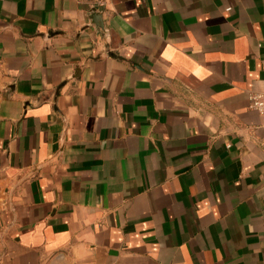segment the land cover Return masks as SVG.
Listing matches in <instances>:
<instances>
[{
  "label": "crops",
  "instance_id": "0c3cea01",
  "mask_svg": "<svg viewBox=\"0 0 264 264\" xmlns=\"http://www.w3.org/2000/svg\"><path fill=\"white\" fill-rule=\"evenodd\" d=\"M0 0V264H264V0Z\"/></svg>",
  "mask_w": 264,
  "mask_h": 264
},
{
  "label": "built area",
  "instance_id": "2783aa9c",
  "mask_svg": "<svg viewBox=\"0 0 264 264\" xmlns=\"http://www.w3.org/2000/svg\"><path fill=\"white\" fill-rule=\"evenodd\" d=\"M249 107L258 112L264 121V91H255L249 94Z\"/></svg>",
  "mask_w": 264,
  "mask_h": 264
},
{
  "label": "water",
  "instance_id": "95a60500",
  "mask_svg": "<svg viewBox=\"0 0 264 264\" xmlns=\"http://www.w3.org/2000/svg\"><path fill=\"white\" fill-rule=\"evenodd\" d=\"M102 13H103V0H98L97 7L91 10L90 18L92 19L93 23L99 26L101 29H103Z\"/></svg>",
  "mask_w": 264,
  "mask_h": 264
}]
</instances>
